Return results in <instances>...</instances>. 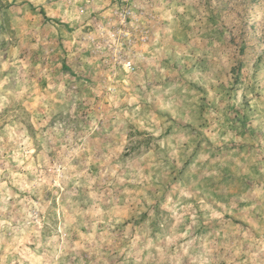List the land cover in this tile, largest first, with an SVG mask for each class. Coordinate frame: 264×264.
Returning a JSON list of instances; mask_svg holds the SVG:
<instances>
[{"label":"rangeland","instance_id":"obj_1","mask_svg":"<svg viewBox=\"0 0 264 264\" xmlns=\"http://www.w3.org/2000/svg\"><path fill=\"white\" fill-rule=\"evenodd\" d=\"M0 264H264V0H0Z\"/></svg>","mask_w":264,"mask_h":264},{"label":"built area","instance_id":"obj_2","mask_svg":"<svg viewBox=\"0 0 264 264\" xmlns=\"http://www.w3.org/2000/svg\"><path fill=\"white\" fill-rule=\"evenodd\" d=\"M128 65H130V63H128Z\"/></svg>","mask_w":264,"mask_h":264}]
</instances>
